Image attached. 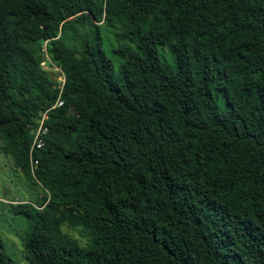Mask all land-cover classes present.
Returning <instances> with one entry per match:
<instances>
[{"label":"trees","instance_id":"obj_1","mask_svg":"<svg viewBox=\"0 0 264 264\" xmlns=\"http://www.w3.org/2000/svg\"><path fill=\"white\" fill-rule=\"evenodd\" d=\"M0 135L40 264H264V0H0Z\"/></svg>","mask_w":264,"mask_h":264},{"label":"rangeland","instance_id":"obj_2","mask_svg":"<svg viewBox=\"0 0 264 264\" xmlns=\"http://www.w3.org/2000/svg\"><path fill=\"white\" fill-rule=\"evenodd\" d=\"M103 25L102 37L104 49L111 56L116 65V70L120 63V58L112 51L121 42L116 33L120 31L119 24ZM165 58L171 59L169 49L161 50ZM50 71L51 76L59 79L61 72L56 66L43 63ZM73 110L71 109L70 112ZM43 189L28 182L21 170L15 166L13 159L4 149V141L0 135V250L13 257L18 264H40L34 253L24 248L25 232L28 228V220L22 213L12 210V204L18 201L31 202L40 205L43 198ZM64 232L77 238L84 246L91 242L89 231L83 226H70L67 223L62 225Z\"/></svg>","mask_w":264,"mask_h":264},{"label":"built area","instance_id":"obj_3","mask_svg":"<svg viewBox=\"0 0 264 264\" xmlns=\"http://www.w3.org/2000/svg\"><path fill=\"white\" fill-rule=\"evenodd\" d=\"M49 62L51 64H49ZM43 63H46L47 65H50V66H56L57 68L60 69V72H61V75L59 77V81H60V88H61V92L59 94V97L57 98L56 102L51 106L49 107L48 109L42 111L38 117V124L31 128V134H32V140H31V146H30V151H29V156H30V169L33 173L34 176H36V172L39 168V165H40V160L39 158H37L35 156L36 152H38L39 150L43 149L44 146H45V138L49 132V127L47 125V121H48V118H49V111L53 108H56V107H61L64 105V100L61 96L62 94V89H63V86H64V83H65V74L64 72L61 70L60 67H58L57 65H55L48 56H46V59L44 60ZM44 66V64H43ZM45 68V66H44ZM47 69V68H45Z\"/></svg>","mask_w":264,"mask_h":264},{"label":"clouds","instance_id":"obj_4","mask_svg":"<svg viewBox=\"0 0 264 264\" xmlns=\"http://www.w3.org/2000/svg\"><path fill=\"white\" fill-rule=\"evenodd\" d=\"M48 70V69H47Z\"/></svg>","mask_w":264,"mask_h":264}]
</instances>
